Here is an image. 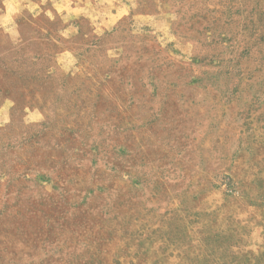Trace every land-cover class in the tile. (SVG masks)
Masks as SVG:
<instances>
[{"label": "rangeland", "instance_id": "374dc122", "mask_svg": "<svg viewBox=\"0 0 264 264\" xmlns=\"http://www.w3.org/2000/svg\"><path fill=\"white\" fill-rule=\"evenodd\" d=\"M0 264H264V0H0Z\"/></svg>", "mask_w": 264, "mask_h": 264}]
</instances>
